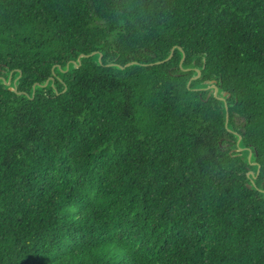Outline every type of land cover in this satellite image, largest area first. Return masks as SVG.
<instances>
[{"label":"trees","instance_id":"1","mask_svg":"<svg viewBox=\"0 0 264 264\" xmlns=\"http://www.w3.org/2000/svg\"><path fill=\"white\" fill-rule=\"evenodd\" d=\"M0 264H264V0H0Z\"/></svg>","mask_w":264,"mask_h":264},{"label":"water","instance_id":"2","mask_svg":"<svg viewBox=\"0 0 264 264\" xmlns=\"http://www.w3.org/2000/svg\"><path fill=\"white\" fill-rule=\"evenodd\" d=\"M179 50H181L180 48H179ZM173 52H174V48H172L171 49V52H170V54H169V56L164 60V61H161V62H157V64H160V63H164V62H167L168 60H170L171 58H172V56H173ZM96 54V52H93V53H91L90 55H84V54H81L78 58H77V64H76V66L78 67L79 65H80V59L81 58H86V57H88V56H93V55H95ZM99 60H100V56H99ZM73 64L75 63V62H72ZM131 64H137L136 62H133V63H129V64H127V66H130ZM197 72V75L195 76V77H193L192 79H197L199 76H200V71H196ZM2 81H3V79H1ZM51 79H49V80H47L46 81V83L43 85V87H45L47 84H48V82L50 81ZM13 83H15V81L13 82ZM190 83V82H189ZM5 84L9 87V89L10 90H13L14 92H17V90H16V88L13 86V87H10V85H11V76H9V78H8V80L7 81H5ZM189 85V84H188ZM33 88H34V86H33ZM209 88H211L213 91H214V96H216V94H217V88L214 86V83L212 82L211 83V85L209 86ZM227 94L226 93H223V96H226ZM220 100H224V98H219ZM225 108H226V116H225V127H227V124H228V113H227V107H226V105H225ZM240 142V138L238 139V141H237V143H239ZM238 151H242V149L241 148H238L237 149ZM250 157H251V153H249V155H248V159H250ZM248 176H252V177H254V175H253V172L252 171H249L248 172ZM248 187H250V185H247Z\"/></svg>","mask_w":264,"mask_h":264}]
</instances>
